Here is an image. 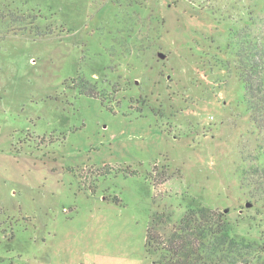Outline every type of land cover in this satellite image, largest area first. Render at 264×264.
Returning a JSON list of instances; mask_svg holds the SVG:
<instances>
[{"label":"rangeland","instance_id":"1","mask_svg":"<svg viewBox=\"0 0 264 264\" xmlns=\"http://www.w3.org/2000/svg\"><path fill=\"white\" fill-rule=\"evenodd\" d=\"M251 16L264 0H0V264H154L165 209L259 237L241 180L264 136L223 54Z\"/></svg>","mask_w":264,"mask_h":264},{"label":"trees","instance_id":"2","mask_svg":"<svg viewBox=\"0 0 264 264\" xmlns=\"http://www.w3.org/2000/svg\"><path fill=\"white\" fill-rule=\"evenodd\" d=\"M223 54L233 57L250 120L264 136V16L231 29ZM241 182L251 198L264 200V165H250ZM260 223V236L254 237L237 234L240 226L225 212L204 206L188 208L177 221L170 210L157 211L150 217L146 253L154 264H264V220Z\"/></svg>","mask_w":264,"mask_h":264},{"label":"water","instance_id":"3","mask_svg":"<svg viewBox=\"0 0 264 264\" xmlns=\"http://www.w3.org/2000/svg\"><path fill=\"white\" fill-rule=\"evenodd\" d=\"M160 57L164 59L166 56H165V54L160 53ZM226 212H228V210H226Z\"/></svg>","mask_w":264,"mask_h":264}]
</instances>
